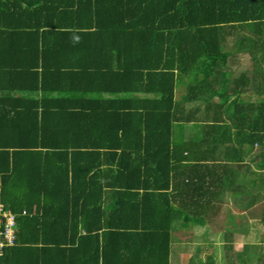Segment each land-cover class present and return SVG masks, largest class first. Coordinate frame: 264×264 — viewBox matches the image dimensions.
I'll use <instances>...</instances> for the list:
<instances>
[{"label":"trees","instance_id":"16d2710c","mask_svg":"<svg viewBox=\"0 0 264 264\" xmlns=\"http://www.w3.org/2000/svg\"><path fill=\"white\" fill-rule=\"evenodd\" d=\"M227 190L264 210V0H0V264H170Z\"/></svg>","mask_w":264,"mask_h":264},{"label":"rangeland","instance_id":"374dc122","mask_svg":"<svg viewBox=\"0 0 264 264\" xmlns=\"http://www.w3.org/2000/svg\"><path fill=\"white\" fill-rule=\"evenodd\" d=\"M244 61L246 62V59ZM183 92L184 87L179 85L176 90L177 97ZM244 94L249 95L251 94V91L248 90ZM254 191L257 192L258 189L254 188ZM246 203H248L247 200L244 204ZM260 204L259 207H255V212L249 209L248 212L243 213L244 217L248 214H254L253 222L255 223V231H259V235H256L253 230L247 229L249 226L248 224L242 225L239 229L240 225L238 223H230L229 221L232 219H229V215L221 211H227L225 209H221L220 211H218L217 216H222V219H225L228 222V225L237 228V230H233V233L227 236L220 235L218 233V229L221 228L220 222L215 221L210 224L207 217L201 219V221H190L187 226H177V229L172 236V252L170 255V264H227L228 257L235 261L234 253L236 251L232 253L234 249L231 250V247H235L237 252H239L242 249V244L246 242L244 240L247 239V242H257L259 240L261 241V239H264V225H262V223L260 222V219L264 216V210L260 208ZM240 205L241 204H239V206ZM226 206L230 210H232L230 207H232L233 209L234 207H236L234 202H230V200H227ZM219 219L220 218H218L217 220ZM244 230H247V233L244 232ZM226 240L227 243H223V241ZM258 253H262V251H257L256 253L253 252V254L251 255V264L255 263ZM208 255H212V257H214V260H211V258H207Z\"/></svg>","mask_w":264,"mask_h":264},{"label":"crops","instance_id":"0c3cea01","mask_svg":"<svg viewBox=\"0 0 264 264\" xmlns=\"http://www.w3.org/2000/svg\"><path fill=\"white\" fill-rule=\"evenodd\" d=\"M181 86H183V85H181ZM176 90H177V88H176ZM175 95H176V93H175ZM248 96H250V94L249 95H245L244 93L242 94V97L244 98V99H246ZM176 97H177V95H176ZM198 104H201L202 105V102H199ZM195 125L192 123V122H187V123H183V126H182V129H179L178 127H177V131H176V136H177V139L178 140H189V139H192L193 138V135H194V133H195ZM200 138V137H199ZM207 152H208V154H211L212 152H210V146H209V144H207V145H204L203 144V146H202ZM208 154H205V155H208ZM247 160V159H246ZM252 166V168H254V166L253 165H251ZM219 170H220V168H219ZM246 170H247V168L245 169V172H246ZM238 179H239V182H243V181H248L247 179H248V175H245V174H243V171L242 170H239V172H238ZM242 193V191L241 190H238V191H230V190H227L226 192H225V194H223V199L222 200H218V201H216V202H220V203H222V207H220V210L221 209H225V210H227V211H224V210H221L223 213H226V214H228L229 215V219H232L235 223H238L240 226H239V229L241 228V226L242 225H249L248 226V229H251V230H253L254 232H256L255 231V228H253L252 226H250L251 225V223L253 222V220H254V214L252 213L251 215H245V217L243 216V213H246V212H248L249 211V209L250 210H252L253 208H255V206H252L251 207V205H249V201H250V199H251V197H249L248 199H247V202L248 203H246V204H244L245 203V200H239L237 197H240V194ZM255 191H254V188H252V195H255ZM227 200H230V202L232 201V202H234V204H235V206L236 207H234V209L232 208V207H230L232 210H230L226 205H227ZM251 200H253V199H251ZM239 204H241L240 206H239ZM219 210V211H220ZM255 212V211H254ZM218 218H223L222 216H217ZM208 219H209V223L210 224H212L213 222H215V221H218V222H220L219 220H216V219H218V218H216L215 216L214 217H207ZM244 221V222H243ZM221 223V222H220ZM234 230H237V228H233ZM218 233L220 234V235H224V236H227V235H229V234H232L231 232H228V231H226L225 229H224V227L222 226V223H221V228L220 229H218ZM246 233H247V231H246ZM227 239V238H226ZM229 241V240H228ZM227 243V240L226 241H223V243ZM184 243V242H183ZM232 249H234L235 251H237L236 249H235V247H231V250Z\"/></svg>","mask_w":264,"mask_h":264},{"label":"built area","instance_id":"2783aa9c","mask_svg":"<svg viewBox=\"0 0 264 264\" xmlns=\"http://www.w3.org/2000/svg\"><path fill=\"white\" fill-rule=\"evenodd\" d=\"M0 216L2 218L3 227L0 229V255L2 249L6 246L13 245L15 241V214L10 209H6L0 205Z\"/></svg>","mask_w":264,"mask_h":264}]
</instances>
